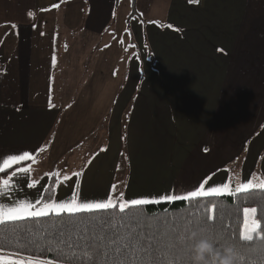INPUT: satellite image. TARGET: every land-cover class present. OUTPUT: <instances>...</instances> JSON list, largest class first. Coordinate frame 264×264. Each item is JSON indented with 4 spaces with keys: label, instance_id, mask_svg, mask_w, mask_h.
<instances>
[{
    "label": "crops",
    "instance_id": "obj_1",
    "mask_svg": "<svg viewBox=\"0 0 264 264\" xmlns=\"http://www.w3.org/2000/svg\"><path fill=\"white\" fill-rule=\"evenodd\" d=\"M162 3L165 21L138 14L146 23L135 32L150 45L118 44L113 2L86 26L78 0H0V166L29 152L30 178L39 181L28 189L13 177L23 189L14 197L35 200L55 177L58 202L75 185L83 201L103 200L113 186L128 200L156 199L184 184L183 164L196 190L218 186L214 173L244 150L262 158L264 0ZM227 179L218 175L220 185Z\"/></svg>",
    "mask_w": 264,
    "mask_h": 264
},
{
    "label": "snow or ice",
    "instance_id": "obj_2",
    "mask_svg": "<svg viewBox=\"0 0 264 264\" xmlns=\"http://www.w3.org/2000/svg\"><path fill=\"white\" fill-rule=\"evenodd\" d=\"M59 7L60 3L53 4V8ZM27 16L32 18L34 13L29 11ZM27 161L34 162L35 157L25 151L23 154L8 155L3 160V166H0V173L12 169L7 178L2 180L8 191H0V201H4L0 202V226L51 214L73 217L104 212L109 215L89 221L79 231L77 226H73L71 235L60 233L59 238L46 242L41 251L54 249L57 253L55 260H44L32 255L21 257L18 252L5 255L4 245L0 244V264H192V249L199 240H206L220 253L230 249L233 264H257L258 261L264 264V219L259 215L260 205L247 206V200L235 210L242 219L236 230H229L230 226L224 222V214H217L219 210L214 203L199 205L205 209L204 218L199 221L195 219V213L163 218L129 215L130 209L161 202L172 204L186 201L189 205H197L204 199L225 194L239 196L264 193V178L249 179L235 187L228 183L207 187L200 184L196 190L166 194L156 199L128 200L125 193L118 192L117 186H113L105 199L83 201L75 190L79 185H75L71 198L66 201L58 202L52 197L46 199L42 188L38 189L39 194L35 200H26L14 197L15 191L23 189L12 178L27 179L26 187L37 189L39 181L30 178L32 169L22 166ZM70 178L65 175L63 182ZM54 183L59 182L54 180ZM113 212L119 214L118 219L111 215ZM194 235L195 239L192 238Z\"/></svg>",
    "mask_w": 264,
    "mask_h": 264
},
{
    "label": "trees",
    "instance_id": "obj_3",
    "mask_svg": "<svg viewBox=\"0 0 264 264\" xmlns=\"http://www.w3.org/2000/svg\"><path fill=\"white\" fill-rule=\"evenodd\" d=\"M139 15L133 11L130 15L131 18H137ZM140 17V16H139ZM141 20V18H140ZM142 21V20H141ZM143 23L145 21H142ZM146 23V22H145ZM30 164L29 162L23 163L22 166ZM12 169H8L1 175L7 178ZM55 177L50 179V182L45 190V198L55 197L56 184ZM248 201L247 206L260 205L259 215L264 219V193L256 192L252 195L241 194L239 196H231L228 194L220 197H211L199 201L197 205H189L188 202L177 201L172 204L161 202L159 204H149L147 206L133 208L129 210V215H136L141 217H183L190 213H195V219L197 221L202 220L205 215V209L199 205H208L214 203L220 213L224 214V222L230 226L229 230H236L242 223V219L236 214V209L243 205L244 201ZM109 215L104 212H94L86 214H78L73 217H69L66 214L56 216L51 214L39 219H27L16 223H9L7 225L0 226V244L4 245V253H19L21 256H40L44 260H55L57 253L54 249L41 251L46 242L59 238L60 233L71 235V228L77 226V231L82 229L89 221L99 220L102 217ZM111 215L118 219L119 214L116 212ZM257 264H260L258 261Z\"/></svg>",
    "mask_w": 264,
    "mask_h": 264
},
{
    "label": "rangeland",
    "instance_id": "obj_4",
    "mask_svg": "<svg viewBox=\"0 0 264 264\" xmlns=\"http://www.w3.org/2000/svg\"><path fill=\"white\" fill-rule=\"evenodd\" d=\"M72 0H70L71 2ZM79 1V7L81 8V12H84L83 18L86 20V26L89 25V23L91 22V16L94 18L96 17L97 13H103L107 7H108V3L113 2L114 3V7L116 9V14L113 20L109 21V26L112 29V34H115L114 39L118 41V44L123 43V40H130V42L135 43L136 40H139L144 43V42H148L149 44L150 39L147 37H144V33L143 31L141 32H135V29L137 27V23L140 22V17L138 16L136 19L135 18H131L130 15L134 12H136L137 14L141 15L143 18H155V20H158L159 22L161 21H165L167 19V7L166 4L164 5L163 0L158 1V0H146V2H144L145 4H143V0H136V4L135 7L133 6V0H78ZM68 2V1H67ZM162 4V7H161ZM83 10V11H82ZM133 19V20H132ZM143 21V20H142ZM102 23V22H101ZM142 26V25H141ZM123 29H125L124 31H122ZM138 30H140V26L138 27ZM138 33V39L136 38V35ZM112 38V36L110 37ZM151 45V44H150ZM148 49V48H147ZM135 52V50H133ZM149 52L150 58H155V62H149V65L152 67H154V69L156 70V56L152 55L153 51L151 49V47L149 46ZM136 55V54H135ZM144 57V56H143ZM160 67V65H159ZM255 144H250V149H252V146ZM248 146V145H246ZM248 148V147H246ZM260 149V153L263 152L261 154L262 158L261 159H248V154L246 152V150H244V152L240 155V158L238 159V161H235L234 163L232 162L231 164H229L230 166H232V168H229L230 166H228L226 169H222V170H215L216 173H214L213 177V183L217 182V185L220 186V183L218 182V175H222L224 174L225 178H228V184H230L231 186L235 187L233 182L234 180L236 181V179H238L242 182H244V178L247 179H255L257 177L260 178H264V144H262L261 146H259ZM247 157V158H246ZM218 160H214V167L215 168H219V165H215L217 164ZM255 162V163H254ZM127 160H122V164H121V168L123 170L126 169L127 166ZM256 166V169H253L252 166ZM184 165V164H183ZM181 166L179 173H181V179L182 182L184 181V184L180 183L178 185V187H176V192H185V191H190L192 189H188V181H185L188 179L189 174H188V167L186 168L184 166ZM255 168V167H254ZM183 170V171H182ZM236 173H240L237 178H235ZM184 178V179H183ZM225 180H222V183ZM191 188V187H190Z\"/></svg>",
    "mask_w": 264,
    "mask_h": 264
},
{
    "label": "clouds",
    "instance_id": "obj_5",
    "mask_svg": "<svg viewBox=\"0 0 264 264\" xmlns=\"http://www.w3.org/2000/svg\"><path fill=\"white\" fill-rule=\"evenodd\" d=\"M192 238L195 239V235ZM192 251L194 253L192 264H233V254L230 249L220 253L206 240H199Z\"/></svg>",
    "mask_w": 264,
    "mask_h": 264
},
{
    "label": "water",
    "instance_id": "obj_6",
    "mask_svg": "<svg viewBox=\"0 0 264 264\" xmlns=\"http://www.w3.org/2000/svg\"><path fill=\"white\" fill-rule=\"evenodd\" d=\"M135 4H136V0H133V6L135 7Z\"/></svg>",
    "mask_w": 264,
    "mask_h": 264
}]
</instances>
